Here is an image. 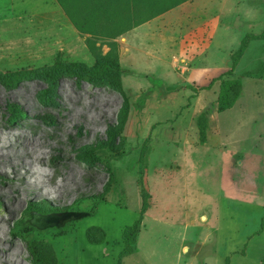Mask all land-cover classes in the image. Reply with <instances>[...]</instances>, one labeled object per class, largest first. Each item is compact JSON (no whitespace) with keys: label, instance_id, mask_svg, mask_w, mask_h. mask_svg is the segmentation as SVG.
I'll return each mask as SVG.
<instances>
[{"label":"rangeland","instance_id":"1","mask_svg":"<svg viewBox=\"0 0 264 264\" xmlns=\"http://www.w3.org/2000/svg\"><path fill=\"white\" fill-rule=\"evenodd\" d=\"M129 2L147 21L112 38L85 20L90 0H0V74L121 70L93 82L62 69L13 87L0 75V264H261L264 40L226 73L244 37L264 32V0ZM240 76L238 102L218 112L222 80ZM115 213L129 222L113 234Z\"/></svg>","mask_w":264,"mask_h":264},{"label":"trees","instance_id":"2","mask_svg":"<svg viewBox=\"0 0 264 264\" xmlns=\"http://www.w3.org/2000/svg\"><path fill=\"white\" fill-rule=\"evenodd\" d=\"M63 6L66 4V0H58ZM124 3L122 9L117 10L116 4L119 6ZM85 20L92 25V29L95 32H113L112 38H117L126 32L138 27L147 21V18L142 17V9L139 7L132 8L129 0H90L87 12L84 16ZM254 40H264V32L261 34H248L241 41L239 48L232 55V67L226 74L234 73L239 61L247 51L249 44ZM87 46L94 56H99L98 48L95 46L93 39H87ZM62 69L72 70L73 74L80 78L101 82L106 79L109 74H120L121 70L118 64L110 61L97 62L92 67H88L81 63H73L71 65L61 64L58 66L47 67L34 71H23L17 73H5L0 74L2 82L9 87L15 86L23 79H28L32 76L44 77L46 75H54ZM264 66H262V70ZM260 69V72H262ZM252 72H246L244 76L250 75ZM224 75V74H223ZM222 75V76H223ZM222 76L214 79L208 86L203 87L204 90H209L217 80H220ZM243 92V79L242 76L225 79L221 82L220 92L216 101L218 112H224L235 106L241 94ZM197 125L199 128V141L206 143L207 133L209 128V120L207 113H201L197 118ZM147 204H145L141 210L140 217L134 222L132 226H129L125 230V237L135 242L134 234L139 231L142 223L143 215L146 212ZM226 264H229V259L226 260ZM261 264H264V260Z\"/></svg>","mask_w":264,"mask_h":264},{"label":"bare ground","instance_id":"3","mask_svg":"<svg viewBox=\"0 0 264 264\" xmlns=\"http://www.w3.org/2000/svg\"><path fill=\"white\" fill-rule=\"evenodd\" d=\"M169 112L170 111H167L166 114ZM46 119L49 120V117H46ZM51 119L54 120V117L52 116ZM55 121H57L56 117H55ZM32 157H33V154L23 155L24 162H30V163L32 162L33 163V162L37 161L38 164H42L43 161L45 160L44 159L45 157L42 154H38V155L36 154L33 158ZM13 161H14V163L16 162V164L17 163L19 164L18 160L14 159L11 162H13ZM67 179H68V177H67ZM68 180H70V178ZM64 185H65V183H64ZM64 191L66 192L67 189H63V188L62 189H55L53 191V193L57 194V195H61L60 197H62L64 195V193H63ZM109 218H110L109 228L113 234L120 232L121 229L124 227V225L129 222V219H127V218H125V220L120 219V217L116 213L112 216H109Z\"/></svg>","mask_w":264,"mask_h":264}]
</instances>
